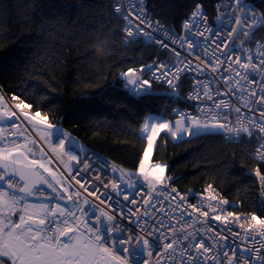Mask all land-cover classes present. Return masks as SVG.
Returning a JSON list of instances; mask_svg holds the SVG:
<instances>
[{
  "label": "snow or ice",
  "instance_id": "obj_1",
  "mask_svg": "<svg viewBox=\"0 0 264 264\" xmlns=\"http://www.w3.org/2000/svg\"><path fill=\"white\" fill-rule=\"evenodd\" d=\"M139 2L142 6L143 0ZM121 7L117 6L114 11L119 13ZM134 7V4L130 5L129 15L121 14V18L127 21L124 29L126 45L144 38L159 43L164 48L179 42V46H186L197 60H201V56L194 51L198 43L206 53L208 47H211V56L215 61L208 59L207 66L213 73H219L221 67L228 72L227 76L220 75V79L228 85L227 92H222L218 88L216 95L235 96L248 112L255 108L259 118L253 116L249 119L248 113L241 114V107L233 109L224 99L213 101L214 107L204 105L208 108V118L203 121L198 117L181 113H177L180 119L175 122L160 117H146L140 129V138L146 142V146L138 162V172L147 182L149 191L139 201L125 190L132 189L138 192L136 185L130 183L133 179L132 173L120 171V182L115 179L105 182L100 179L99 174L91 183L86 179L76 180L75 183L80 185L82 191H73L70 187H64L61 181L55 178V173L43 162L47 154L41 158L29 159L32 150L27 143L13 142L11 147H0V182L6 184V188H0V264H153V261L155 264H264V218L256 214L251 215L247 232H256L261 240L259 246L253 244L250 248L241 247L239 253L228 243L227 236L218 233L212 235L207 230L210 224L207 222L202 224L200 228L205 230L204 236L215 242L214 246H210L208 240L200 235L199 230L189 232L181 220L173 215L180 210V218L187 216L188 225L193 226L198 223L200 217H207L208 211L190 205L192 212H187L182 209L184 198L178 193L179 203L172 207V212L157 208V205L151 202L157 198L151 193L157 184L165 183L164 172L167 166L159 163L150 168L148 166L157 140L164 142L161 133L180 141L185 136L201 134L228 133L233 139L238 140L242 135L251 136L252 130L264 133V51H262L264 45H259L254 55L252 50L244 48L243 45L237 46L235 43L241 36L250 37L260 28H264V13L249 7L245 0H221V4L217 6V12L220 14L215 17V21L221 26L212 29L207 24L208 15L204 11V5L197 3L189 19L182 25L185 35L180 36L163 27L159 21H155L153 25L151 18H144L147 17L146 13L132 12L131 8ZM130 17L139 21L134 28L133 19ZM197 37L200 38L199 41ZM225 49L227 51H224ZM172 51L179 57L180 53L175 48H172ZM240 52L245 53L244 57L239 55ZM148 69L154 73L158 72L159 75H156L155 79L163 77L173 90L179 87L182 72L202 71L198 65L193 66L191 61L183 67L179 64L168 67L161 63L155 69L151 65ZM241 69L244 70L243 74ZM144 71L143 67L139 69L141 75ZM121 75L126 81V86L130 87L134 94L150 92L151 82L137 75L136 69L129 68ZM196 83L200 84V81L197 80ZM207 89L208 85H202L201 91L189 98H199L203 95L212 100L213 94ZM12 99L19 98L13 96ZM30 107L31 105L23 102L15 105L26 120L44 125L46 129L51 130L45 131L44 136L55 138V144L49 145L52 152L58 157L66 156L69 161H75L80 166L76 168L78 175L82 170L88 169L87 158L81 160L79 156L81 146L71 134L49 123L47 117H41L39 111L34 115L23 111L24 108ZM225 110H228V114L221 115ZM232 111L237 114L235 127L229 119ZM3 120H7L13 129L20 127L17 112L11 110L6 104L5 97L0 95V121ZM209 120L213 122L210 123ZM4 132L5 129L0 127V141L4 140ZM261 149H264V144L258 149V158L264 162V151ZM86 175L90 177L91 173L87 172ZM125 175L128 176V181L124 180ZM256 176L264 182V173L259 167L256 169ZM121 183H124L125 189H121ZM43 185L52 189L54 193L60 191L59 199L73 201L74 195L77 198L73 201L75 207L69 208L60 203L52 206L50 202L44 201L30 202L28 197L39 192ZM175 191L171 189V192ZM114 196L120 197L127 205L139 206L136 208L119 206V201L114 199ZM89 197H94L99 205L106 207H99L91 202ZM177 197L172 199L175 200ZM223 203L228 202L225 200ZM212 211L214 219H223L225 224H228V218L234 215L227 212L222 218L216 208H212ZM193 213L198 214L195 219ZM173 219L180 224L179 230L175 224L166 223V220ZM122 221L129 223L121 226ZM240 227L245 226L241 224ZM245 240L255 241V236L246 235ZM220 241L224 243L219 244Z\"/></svg>",
  "mask_w": 264,
  "mask_h": 264
},
{
  "label": "trees",
  "instance_id": "obj_2",
  "mask_svg": "<svg viewBox=\"0 0 264 264\" xmlns=\"http://www.w3.org/2000/svg\"><path fill=\"white\" fill-rule=\"evenodd\" d=\"M218 0H148L156 18L178 25L197 2L210 15ZM264 10V0H250ZM264 33L260 28L248 39ZM155 44H125L122 19L112 0H0V85L5 93L61 122L81 146L135 169L146 142L140 138L151 113L172 116L184 107L185 85L169 92L135 96L119 72L154 60ZM151 160L166 165L180 190L212 184L237 210L264 217L259 177L264 163L253 157L258 134L229 142L221 134H202L174 141L161 133ZM264 183V182H262Z\"/></svg>",
  "mask_w": 264,
  "mask_h": 264
},
{
  "label": "built area",
  "instance_id": "obj_3",
  "mask_svg": "<svg viewBox=\"0 0 264 264\" xmlns=\"http://www.w3.org/2000/svg\"><path fill=\"white\" fill-rule=\"evenodd\" d=\"M202 3V2H197ZM196 3V4H197ZM245 3L249 5V7H252L256 9L258 12H261L259 9L255 7L249 0H245ZM135 5L134 8H131L132 12H138V13H146L147 17L144 18H151L153 20V25H155V21H159L160 24L165 27L171 29L174 33L177 35L183 36L185 35V31L182 30V25L185 21L189 19L190 14L192 13L193 9L190 11L188 15L183 17L179 25L175 24H167L163 22L161 19L156 18L153 11L149 8L148 0H143L142 6L139 0H112L113 10L117 6H122L121 11L119 13L115 12L117 15L121 16V14L129 15V8L130 5ZM203 4V3H202ZM221 4V0H218L215 3V13L213 15H210L206 7L204 6V11L208 15L207 24L210 28L216 29L219 28L221 25L219 22L215 21V17L219 15L220 13L217 12V6ZM204 5V4H203ZM263 13V12H262ZM133 19V28L135 24H138L139 21L136 20L134 17H130ZM199 23V21H197ZM127 24V21L122 19V31H123V40L125 41V26ZM144 27V25H141ZM148 31H152V29H148ZM207 34V33H206ZM199 41V37L196 38ZM246 37L241 36L239 39L235 41L237 46L243 45L244 48L252 50L253 54H256V49L259 45H264V36L256 39L252 44H248L245 41ZM145 43L150 44H156L158 46V53L157 56L154 58L153 61L149 62L146 65H143L145 69L143 75L139 72V68H135L137 70V75H141L142 79H148L151 82V89L148 94L152 93H161L164 92L166 89H169L173 91L174 93H177L179 88L183 85L184 81L186 80L188 82V88L185 91V98L190 103L189 106L181 109L175 110L176 116L174 118L166 119L175 122L177 119H180V116L177 115V113L185 114L188 116H195L200 118L202 121L208 118V108L204 107L205 104L209 106H213V101L224 99L226 103H229L231 108H235L237 106L241 107V114L248 113L249 119H251L253 116L256 118L258 117V112H256V109L253 108L252 112H248L247 108H244L241 104V102L235 97L231 95H222L218 96L216 95L217 89L219 88L222 92H227L228 85H226L221 79L220 75L227 76L228 72L224 71V68L221 67L219 69V73H213L211 71V68L207 66L206 61L208 59L215 61V58L211 56L212 48L208 47L207 53L200 47L199 43L194 50L195 53L199 54L201 56V60H197L194 55H191L189 53V50H187L186 46L180 47L179 42H177L175 45H170L169 48L162 47L159 43H153L151 40L144 38L141 39ZM214 47V46H213ZM172 48H175L176 51L180 53L179 57L175 55V53L172 51ZM224 51H227L226 49ZM264 51V49H262ZM217 55H219V50L217 51ZM239 55L241 57H244L245 53L240 52ZM235 59V57H233ZM189 61L192 62L193 66L198 65L199 69L202 71H196V70H189L182 72L180 74V82L179 87L173 90V88L167 84L163 77L160 79H155L156 75H159L158 72L154 73L153 71H150L148 69V66H152L153 69L161 63L167 65L168 67H172L173 64H179L183 67L184 64H187ZM258 62V61H256ZM233 67H235L233 65ZM241 74H243L244 70L241 69ZM125 71L120 72V77L124 80L125 87L132 93L131 88L126 86V81L122 77V73ZM259 79V77H257ZM199 80L200 84H197L196 81ZM211 81V83H209ZM175 84L176 81H173ZM202 85H208V91H210L213 94L212 100H208L206 96L200 95L199 98H189L194 97L196 93L201 91ZM145 93H141L140 95H143ZM0 95H3L5 97L6 104L9 106V108L13 111L17 112V116L19 117L18 123L20 127L18 129H13L10 126L9 122L1 123L0 127H3L5 129L4 132V140L1 141L0 145H3L4 147H11L13 142L16 143H27V146L31 148L32 154L29 155L31 158H36L38 149H41L44 154H47L44 158V161L46 165L55 172L57 175L58 180L61 181V183L64 185V187H70L71 190H80V185L76 184V180L86 179L89 180V183L93 182L95 180V177L97 174L100 175V179L108 182L112 179L117 180V182H120L119 172L123 171L124 173H132L133 179L130 181V183H133L136 185L138 192H134L132 189H125L124 183H121V189H125L127 192L131 193L132 196H135V198L139 201L141 197L144 196L145 193L149 191L147 182L143 180V177L139 175L138 168L137 169H128L125 168L116 162H114L112 159H110L108 156L101 154L97 151L91 150V149H80L79 150V156L81 160H84L87 158V163L89 165L88 169H84L80 172V174H77L76 168L80 167L77 165L75 161H69L66 156H57L56 153L52 152L50 144H55V138L54 137H45L44 133L45 131H51L46 129L44 125H39L36 122H31L26 120L19 109L15 108V105L10 101L8 95L5 93L3 88L0 85ZM136 95V94H134ZM16 96V95H14ZM13 97V96H12ZM17 97V96H16ZM24 103V102H23ZM27 104V103H24ZM29 105V104H27ZM23 111L28 112L30 115H34L37 110H33L32 106L30 108H24ZM41 114V117H47V115H44L41 111H39ZM228 110H225L221 113V115H227ZM152 116V115H150ZM162 117V116H161ZM231 124L235 127L237 125V114L232 111L231 116L229 117ZM47 120L49 123L50 120L47 117ZM209 122H213L209 120ZM52 124V123H51ZM57 128L62 129L61 124H53ZM64 131V130H63ZM259 133L260 141L254 148L253 155L256 158L257 161H260L258 158V149H260V145L264 144V133L259 132L258 130H252ZM65 132V131H64ZM66 133V132H65ZM202 135V134H201ZM224 139L227 141H233V142H239L240 139H233L230 134L224 133L222 134ZM194 136H185L186 138H191ZM171 138V137H170ZM174 141H178V139L171 138ZM264 151V149H261ZM261 162V161H260ZM149 168L152 166L151 163L148 164ZM87 172L91 173V176L89 177L86 175ZM253 174H256L255 170H252ZM73 177L75 179H73ZM165 177V183L164 184H157L155 186V190L152 191L151 195L156 197V200L151 201L152 203H155L157 205V208H162V210L167 212H172V207H174L177 203H179V197H177V193L179 196H182L184 198V203L182 204V209L186 210L187 212L191 213L192 208L190 205H196L198 208H201L203 211H208L207 217H200L198 223H196L193 226L188 225V217L180 218V210H177L173 215L176 217V219H180L181 223L185 225L187 230L189 232L195 230H199V233L201 236H204V229H201L200 226L202 224H205L206 222L210 224V228L207 229L212 235L219 234L221 236H227L228 243L231 245L232 248H236L238 253L241 249V247H252L253 244H256V246H259V242L261 240L260 236L256 232H247L248 222L251 219L252 214H256L255 212H246V211H238L237 208L239 207V203L235 200L228 199L227 197L223 196L217 187H215L212 184L206 185L202 189H190V190H180L176 188L172 184V175H166L164 172ZM125 181H128V176L125 175L124 177ZM259 184H261V180H259ZM211 186V187H209ZM109 187L111 185L109 184ZM165 189L164 191H160V189ZM171 189H175V192H171ZM103 191V189H102ZM172 197H177V199L173 200ZM261 200H264V192L263 189H261ZM77 198L73 195V201ZM90 201L97 204L99 207H106L105 205H99L98 201H95L94 197H89ZM114 199L119 201V206H125L127 205V202L123 201L120 197L114 196ZM82 200V197H81ZM227 201V204H224L223 201ZM32 203H40L42 201H31ZM73 201H70L68 204L64 203L61 199L55 198L51 201H44V202H50L52 206H54L56 203H60L62 206H67L69 208H74L75 205L73 204ZM111 203V201L109 202ZM139 205H127V207L136 208ZM212 208H216L217 212L221 215L223 218L224 215H226L227 212H232L234 215L233 217L228 218V224L223 223V219L221 220H215L214 219V213L212 211ZM143 211V209H141ZM126 211V208H125ZM152 211L151 209L149 210ZM198 216V214L193 213V219H195ZM238 217V219H237ZM245 217L248 219L246 220ZM261 217V216H259ZM264 218V217H261ZM157 219L159 217L157 216ZM176 219L173 220H166V223L175 224L177 227V230L180 228V224L176 223ZM128 221H122L121 226L127 225ZM255 223V222H253ZM243 224L245 227L241 228L240 225ZM231 233H236L237 235H231ZM246 235H254L255 241H246L245 236ZM206 240H208L207 236H204ZM210 246H214L215 242L212 240H208ZM224 241H220L219 244H223ZM219 246V245H216ZM153 255L155 256L156 253L154 252ZM153 264L155 262L153 261Z\"/></svg>",
  "mask_w": 264,
  "mask_h": 264
},
{
  "label": "water",
  "instance_id": "obj_4",
  "mask_svg": "<svg viewBox=\"0 0 264 264\" xmlns=\"http://www.w3.org/2000/svg\"><path fill=\"white\" fill-rule=\"evenodd\" d=\"M7 120H3V121H0V122H5ZM30 159V158H29ZM46 177H47V174L45 173L44 174ZM52 183H55L54 181H50ZM22 183V182H21ZM0 187L2 188H6V184L4 182H0ZM59 188V186H57ZM48 193H51L57 197L60 196V191H57V192H53L52 189L48 188L46 185H43L40 187L39 189V192H37L35 195L31 196L30 198H33V199H36V200H47V199H50V196L48 195ZM65 201H67L66 199H64Z\"/></svg>",
  "mask_w": 264,
  "mask_h": 264
},
{
  "label": "bare ground",
  "instance_id": "obj_5",
  "mask_svg": "<svg viewBox=\"0 0 264 264\" xmlns=\"http://www.w3.org/2000/svg\"><path fill=\"white\" fill-rule=\"evenodd\" d=\"M248 136V135H247ZM260 141V137L258 136V140H257V143H256V145L258 144V142ZM230 142H233V141H230ZM255 145V146H256ZM0 147H4L3 145H0ZM253 157H254V155H253ZM254 159L256 160V158L254 157ZM257 161V160H256ZM47 166V165H46ZM0 188H2V187H0ZM28 200H33V198H30V197H28ZM34 200H36V199H34ZM37 201H40V200H37ZM262 201V205L264 206V200H261Z\"/></svg>",
  "mask_w": 264,
  "mask_h": 264
},
{
  "label": "rangeland",
  "instance_id": "obj_6",
  "mask_svg": "<svg viewBox=\"0 0 264 264\" xmlns=\"http://www.w3.org/2000/svg\"><path fill=\"white\" fill-rule=\"evenodd\" d=\"M12 101H13L14 104H19V103H21V101H20L19 99H17V100H12Z\"/></svg>",
  "mask_w": 264,
  "mask_h": 264
}]
</instances>
